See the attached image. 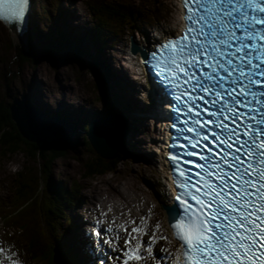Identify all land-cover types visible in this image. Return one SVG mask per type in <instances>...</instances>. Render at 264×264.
Listing matches in <instances>:
<instances>
[{
  "label": "snow or ice",
  "instance_id": "6c2138e0",
  "mask_svg": "<svg viewBox=\"0 0 264 264\" xmlns=\"http://www.w3.org/2000/svg\"><path fill=\"white\" fill-rule=\"evenodd\" d=\"M28 3L0 0V20L23 21ZM181 5V35L143 61L174 96L173 127L185 141L178 144L181 154L170 155L178 207L168 210L169 227L179 248L161 251L173 258L170 264H264V0ZM121 227L126 247L120 251L138 264L145 250L160 264L152 245L173 243L141 227ZM132 233L152 239L146 245ZM133 240L139 242L129 256Z\"/></svg>",
  "mask_w": 264,
  "mask_h": 264
},
{
  "label": "rangeland",
  "instance_id": "374dc122",
  "mask_svg": "<svg viewBox=\"0 0 264 264\" xmlns=\"http://www.w3.org/2000/svg\"><path fill=\"white\" fill-rule=\"evenodd\" d=\"M55 1L57 0H34V8L36 9L34 15L38 17V18L34 17L35 29H38L39 25H37V22H40L41 28L47 31L50 38H53V36L55 37V35L57 34L60 35V33L64 34L66 30L64 29V22L62 21L63 27H60L61 25L59 22L61 21L62 17H59V15L56 12H60L61 10H63V8L75 10L77 6L81 10V11L79 10L78 12V14L80 15L79 19L84 17L85 21L88 24L89 17L86 12L85 4H84L86 0H76L77 2H71V0H60L61 6L58 7V9L56 10H55L56 7ZM105 1L112 2L115 0H105ZM118 1L135 2V3L158 2L160 3L161 10H163L162 13L166 11V17L168 20L160 26L159 30L172 31L176 28L178 24L179 11H178L177 0H118ZM70 21L75 22L76 20L73 17L71 18ZM70 21H68V23L66 22V25H70ZM82 23L85 22L82 21ZM30 27L31 28L33 27L32 23H30ZM138 30L142 32L143 30H145L147 33H150L151 36L153 34L152 31L149 32L150 31L149 28H144L142 26H140V29ZM69 33L73 35L72 30L68 29V34ZM147 33L146 35H149ZM30 35L31 37L29 38V43L33 50V54H35V57L32 62L22 63L21 60L15 57V52L17 51L18 48L26 52L29 48V43L21 46V42L20 41L16 42L14 39V35L11 34L10 31L0 23V96L1 98L5 99L8 102H11L14 97L21 100L22 97L27 94V90H26L27 87L31 86L33 88L36 86L40 88L42 87L41 88L42 92H45V94L43 93L44 94L43 98H46L48 100V105L56 104V101H63V99L68 100V98H70L69 101L71 102L74 99L73 101L74 105L77 104V106H79L80 108L84 106L82 109L91 108L92 111L95 113L94 117L92 116L93 118L101 117L105 113L107 114L108 110H106V107L108 105H112L111 99L115 95L114 91L116 90L117 94L121 96L118 90L125 89V85L121 86L120 84H115L114 86L112 82L109 80L108 82L109 88L111 85L113 87L111 88L112 90L109 89L108 96L106 95L104 96V92L103 94H101L98 91V87L101 85L98 79V77H100V74L95 73L91 67L86 66V60L83 65L79 62L78 58L69 51L68 52L67 51L58 52L56 50L48 51L45 49L46 45H43L45 43L44 42L45 38L43 40L40 37L36 38L34 34H30ZM131 36L133 38L136 36V40L139 42L138 34L137 35L136 33L133 34V31H131L130 29L128 30L125 36H123V32H122V37L120 36L116 37V40L114 41L116 42V44L112 49L114 57H116V60L112 62L114 66L115 65L119 66L118 60L122 59L120 51H122L123 53L127 51L129 46V39ZM26 40L27 38L24 34L23 42H26ZM62 42L63 39L60 38V41L58 42L60 46ZM111 45L113 46V44ZM107 46L109 47V44H107ZM90 53L92 54L93 57L92 59H90L89 58L90 55L87 56V54L85 57L89 58L90 60H93L94 54L91 51ZM21 71H23L24 74L27 75V77H25V80L19 77L20 76L19 73H21ZM30 74H32V78ZM57 74H59V76L61 77L62 85L56 86L55 84H53V76ZM33 79L38 80L36 81L37 83L36 85L35 82L34 84H31L33 82ZM8 88H10V90H7ZM57 88L58 89L62 88V91L59 96L55 95V97H51V93L47 94L48 91L50 90L54 93L53 90L54 89L56 90ZM69 90H74L73 93H76V95H71L69 93ZM105 100L108 103H105L106 105H102L103 102H105ZM26 101L27 102H25V104L28 105L30 99L27 96H26ZM32 102L35 104V100H33ZM116 106L119 107L118 104ZM116 113L120 114L121 112H116ZM122 114L123 113H121V115ZM123 118L125 119L126 116H123ZM126 120H127L126 127L128 130L129 125L131 127L132 124L128 122L127 118ZM133 126H136V128L142 130V122H138L136 120ZM148 131H149V125H148ZM140 134L142 133H139V135ZM72 136H74L73 137L74 140L76 139L77 141H79V143L73 145V143L71 142L69 143L66 142L67 146L66 149L64 150L63 156L60 157L58 160H56L54 164L49 166L51 171L50 180L56 181L57 182L56 186H59L63 191H65L66 189L64 183H62L61 180L71 182V184L75 183L78 186L79 185L88 186L86 190H82V194L85 193V191L87 192L88 189L89 190L95 189L96 187L97 189L102 188V190L105 191L107 190V186H110L112 183H116L119 185L118 187L122 188L124 182L126 184L131 182L133 184V187L139 189L140 184L138 183L139 182L138 180H140V178L142 179L143 176H145V174H149V172L146 170V166L140 164L139 160H136L135 161L136 163H134L133 161V164H136L135 168H133V165L131 163H128L129 161H132L131 160L132 158H128V159H122L120 162H118L116 165L117 168L115 169V171H113V173L105 172L103 174L101 173L99 175L86 178L84 176V172L86 171V166L83 163L86 162V159L88 157H91V153L88 147L83 143L85 133L82 129H79L74 132L72 131ZM142 136L143 135H141V137ZM81 137H83V139ZM142 138H143V143L145 144L143 149L145 150L146 148L150 147L149 146L150 143L147 144V140L149 138L147 139L146 136H143ZM27 142L31 144V146L29 145V147L32 148L33 147L32 142L30 141ZM33 144L36 145L37 147H40L39 144H35V143ZM125 146L127 147V149H130V147L127 144H125ZM29 147L27 148L29 149ZM40 161L41 160L36 162L28 160L27 157L24 155V153L21 152H17L10 156L4 155V152L1 151L0 148V176L3 178V180H1L2 187L3 188L5 187L3 183V181H5L3 176L8 177V180H10V182L12 183L15 176L24 175L27 179L31 181V182H29V180L24 181L27 186L30 184L31 185L34 184V186L37 187V184L39 183L40 186L45 191H47L48 190L47 183L46 181H43L41 179V175H42L41 171L43 170V167L39 166L38 163ZM123 162L126 163L122 164ZM147 165L150 166L148 163ZM44 166H46L45 163ZM153 171L162 174L158 164H156L155 169L153 168ZM154 178L152 179L154 180ZM102 184H104V186ZM44 194L46 195V192ZM161 196L162 198H164V194H161ZM82 200L84 205L83 207L86 210L85 207L86 201L83 198ZM67 240L68 238L66 237V242ZM0 241L11 245L15 249V251L21 250V245H19L21 241L19 235L17 234H11L8 232L4 233V231L0 230ZM14 241L18 242V245L14 246L15 244H12L14 243ZM15 256L25 260L26 263L24 262V264H28V257L26 254L24 253L16 254ZM36 264H44V263L38 261L36 262Z\"/></svg>",
  "mask_w": 264,
  "mask_h": 264
},
{
  "label": "bare ground",
  "instance_id": "6f19581e",
  "mask_svg": "<svg viewBox=\"0 0 264 264\" xmlns=\"http://www.w3.org/2000/svg\"><path fill=\"white\" fill-rule=\"evenodd\" d=\"M35 10L36 9L34 8V5H33V14L35 13ZM73 14L74 13H72V12H68V11L65 12V10L63 9V12H62L63 17H62V19L60 21V24H61L60 27H63V24H62V21H63L64 22V27H67L69 30H72V26L66 25V22L71 20V18L69 16L74 17ZM77 15H79V14H77ZM30 23H32V22H30ZM88 29H90V28H88ZM151 31L152 30L150 29L149 32H151ZM150 37H151L150 35H147V40L146 39L144 40L143 38H140V33H138V40H139L140 45L145 47L148 44V42L150 40ZM14 39H15L16 42H18V41H20L21 43L23 42V38H17V37L14 36ZM103 42L106 45L108 44V42H106V40H103ZM95 43L96 44H100L97 41ZM87 56H89L90 59L93 58L92 54L90 53V51L87 52ZM132 56L135 57L136 55H132ZM122 57L124 59V58H128L130 56L129 55L128 56L122 55ZM131 59H132V61H130V65L133 66V67H131V66L130 67L132 69H134L136 64L133 62L134 58H131ZM104 63H105V65H103V67H105V66L107 67L108 61H104ZM122 63L125 64V62H122ZM119 70H120V67H119ZM120 73H121V71H117L118 75L114 76L115 77L114 79L117 82L121 80L119 82V84L121 86L125 85V89H121V90L119 89L118 90L119 93L121 94V96L118 95L116 90H115V93L117 95V98L115 100L116 102H114V104H112V106L108 105L106 107V110L114 109L116 112H121V113H123L126 116V118L128 119V122L131 123L132 126L130 127V125H129V129L126 132L125 137L123 138V141L125 140L124 141L125 144H127L130 147L129 151H132L133 153H136L137 157H139L140 159H142L144 157V160L150 166H152L153 163H152L151 156H149V155L147 156L146 155V153H147L146 151L148 149L147 148H146L147 150L143 149V147L145 145L143 143V138H142L143 136L141 137V135H139L138 133H144V134L147 133L146 130H148V128L146 126L149 124V121L151 122L150 124L152 125V121H154L152 113L157 112V108H154L153 112H151L150 110H147V109L144 110V111L140 110V113H141V115L143 117H145L146 113H148V116H150L149 118H151V120L149 119V121H147V120L141 121L142 122V130L136 128V126H133V124H135L136 120L140 121L142 117L137 112V110H139V106L137 104L138 102L136 101V98L134 97L135 89L131 88V90L129 91V94L132 95V96L126 95V91H127V86L126 85L127 84H125L123 80L128 78L127 69H124L123 75H120ZM19 75H20L19 77L21 79H23V80H25V77H27V75L24 74L23 71H21V73H19ZM30 75H31V78H32V74H30ZM36 81H38V80L33 79V82L31 84H34V82H35V85H36L37 84ZM53 84H55L56 86L62 85L61 77L59 76V74L53 76ZM41 88L40 87H36V86L33 87V88L31 86L27 87L26 90L29 92L28 95L30 97L28 95L23 96L22 99L24 100V102H27L26 101V96L30 100L31 99H35V104H36L35 107L37 109H45L44 112H48V110H50L51 116L55 117L54 121H60L63 118V116H59L58 115V112H62L63 110H71V108L74 109L75 112L73 113V116L75 117L77 125H79V127H80V128L79 127H75L71 123L72 126L76 128V131L79 130V129H82L81 126L83 125V122L86 119L87 120L93 119L92 116L95 113L92 111L91 108L82 109L84 106L80 108L79 106H77V104L68 105V107L65 108L63 103L66 104V100H64V99H63L64 102L55 100L57 104H52V105L49 104L48 105V100L46 98H43L45 92H42ZM7 90H10V88H8ZM53 91H54V93L50 90V91H48L47 94L51 93V97H55V95L59 96L61 91H62V88H59V89L57 88L56 90L54 89ZM73 91L74 90H69V93L71 95H76V93H73ZM7 92H9V91H7ZM166 92L168 94V97L166 96V98H167V101H168V104H169V102L171 100V97H170L169 92L167 90H166ZM71 99H73V98H71ZM159 100L162 103L163 98H159ZM72 103H73V100H72ZM117 104L119 105V107L116 106ZM148 116H147V118H148ZM114 118L117 119L115 116H114ZM147 118L145 117V119H147ZM103 121L101 123L102 126H100L101 129L103 127H106V129L109 130L110 134H111V132L116 134V128L123 127V126H121L122 125L121 123L117 122V120H114V121H116L114 123H109V121L107 120L106 124H104ZM49 122L51 123V120H49L48 123ZM152 128H154V127H152ZM125 163L126 162H123L122 164H125ZM102 185L104 186V184H102ZM110 187H111L110 189H107L105 191L102 190V188L97 189V187L95 189H93V191H89V189H88L87 190V199H88V201H86V199H85L86 197H83V199L86 201V204L89 203V205H91L94 209H99V207H101V206H111L116 211H118L121 208L122 211L130 212L131 214H133L134 217H132V218H133V220H135L137 222H139V220H140V218L142 216L141 210L145 212V206L152 204V207H153L152 211L154 212V214H153L154 216H153L152 222L157 220L159 222V224L161 225L162 229L165 227L166 222H167L166 216L164 215L163 211L159 210L158 205H155L154 201H149L147 193L144 192V190L142 189L141 186L140 187L138 186L139 187V189H138L136 187H133V184L130 182V183H127V184L125 183V185L122 188H118V186H110ZM98 201L101 202V204H99ZM139 201H142L144 203V207L142 209L140 208ZM114 203H115V205H114ZM82 205H83V202H82ZM152 211H150V212H152ZM86 212H90V211H88V209L86 208ZM113 216H115V215L113 214ZM80 219H81L80 218V214H78L77 220L75 221L73 227H76V225H77V229H80V226L78 225L79 222L81 223ZM82 223H84V222H82ZM81 227H82V224H81ZM71 230H72V228H71ZM75 234H76V231H75ZM56 241H57V243H61V245L65 244L64 241L60 242V239L56 240ZM91 263H92V261H91ZM93 263H95V261Z\"/></svg>",
  "mask_w": 264,
  "mask_h": 264
},
{
  "label": "trees",
  "instance_id": "16d2710c",
  "mask_svg": "<svg viewBox=\"0 0 264 264\" xmlns=\"http://www.w3.org/2000/svg\"><path fill=\"white\" fill-rule=\"evenodd\" d=\"M100 8L105 10L108 13H114V10L110 6L105 5V6H101ZM89 9L90 11H92V9L97 11L98 5L97 4L89 5ZM104 17L111 18V16H107L105 14H104ZM59 37L61 38V34L59 35ZM96 41L98 43H101L100 39ZM50 42L53 43V44H50V47L56 48L55 46L57 42H55L54 40ZM50 47H47V48L51 50ZM63 48H64V45H61V46L59 45L57 51L61 52L63 51ZM15 57H17L23 63V62H32L35 56L32 54L31 51L30 53H28L18 48L17 51L15 52ZM81 64H83L82 61H81ZM98 88H99V92H103L102 87L100 88L99 86ZM10 105H11L10 102L6 101L5 99H2L0 96V148H1V151L4 152V155H9V156L17 152H21V153H24V155L27 157L28 160L35 161V162L41 160L38 163L39 166L43 167V170L41 171L42 172L41 174L43 176L41 175V179L47 182L51 179V171H50L49 166L54 164L56 160H58L60 157L63 156L64 150H59V151L58 150H46L42 146L39 145L40 147H37L33 143H32L33 147L30 148L29 145L31 146V144H29V142H27L21 137V135L19 134L16 128V125L14 124L11 118V112L9 109ZM84 128L86 129V127ZM84 144L88 147L91 153V157H88L86 159V162L83 163L86 166V171L84 172V176L86 178L99 175L101 173L103 174L105 172L113 173V171H115V169L117 168L116 167L117 163L120 162L122 159H125L128 157V154L123 147L117 152L115 158L107 159V158H103L97 155L93 151L86 137H84ZM26 146L29 147V149ZM44 163L46 166H44ZM18 177L20 180V184L17 186V189L21 196L23 195L30 196L34 191H36V188L39 186V183L37 184V187H35L34 184L33 185L30 184L27 186L24 181H27L29 179H27L24 175H20ZM29 182L31 181L29 180ZM52 196H53L52 198L57 199V192L54 193ZM40 199L42 198L40 197L35 200L34 205L32 206L31 212L36 210V207L39 208L38 204L39 202H41ZM49 207L50 208L48 209V211L42 215V220L48 219L50 215L49 213L57 212L56 208L54 207V203L49 205ZM40 224H42L41 220L37 219L35 225L33 226V230L40 232L41 231Z\"/></svg>",
  "mask_w": 264,
  "mask_h": 264
},
{
  "label": "water",
  "instance_id": "95a60500",
  "mask_svg": "<svg viewBox=\"0 0 264 264\" xmlns=\"http://www.w3.org/2000/svg\"><path fill=\"white\" fill-rule=\"evenodd\" d=\"M22 34L16 32L12 34L17 38H24ZM136 47L133 48V53L136 52ZM11 112V118L16 125V128L20 135L35 144H39L46 150H64L67 143L72 139V131L70 128H61L59 126L52 125L45 120H41L33 110L24 105L23 101L18 98H14L9 106ZM106 124L114 123L117 120L114 116L96 120L89 126L87 131L88 139L94 148V150L104 158H113L117 154V151L121 148V139L124 137L125 126L116 128V134L109 132L106 127L101 129L102 121ZM68 140V141H67Z\"/></svg>",
  "mask_w": 264,
  "mask_h": 264
}]
</instances>
